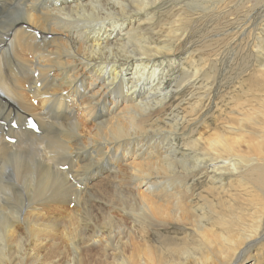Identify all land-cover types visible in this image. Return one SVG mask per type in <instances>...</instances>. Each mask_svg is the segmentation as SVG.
<instances>
[{
	"label": "bare ground",
	"instance_id": "6f19581e",
	"mask_svg": "<svg viewBox=\"0 0 264 264\" xmlns=\"http://www.w3.org/2000/svg\"><path fill=\"white\" fill-rule=\"evenodd\" d=\"M158 1L0 0V93L5 97L0 96H10L20 121L45 126L31 147L0 138V264L264 263V155L230 160L221 155L231 154V147L222 148L224 163L208 171L193 149L198 139H184L188 150L171 143L192 121L174 120L182 100L172 89L193 88L201 69L195 67V50L186 53L183 43L196 23L210 21L218 8L224 12L228 0H163L158 20L125 29L127 15L131 23L154 19ZM178 56L183 58L175 63ZM187 64L195 65L193 71ZM180 67L186 69L179 72ZM260 67L264 73V64ZM204 84L211 92L209 74ZM263 87L254 84L259 93ZM256 145L257 155L264 154V145ZM201 177L221 186L236 180L250 195L248 208L229 198L224 205L219 198L205 200L206 209L198 202V213L192 196ZM45 207L64 212L62 219L77 220L71 236L66 234L73 263L72 258L43 257L31 248L35 242L24 239L21 230L28 228L29 217L25 222L22 215L35 217ZM33 227L36 237L53 225Z\"/></svg>",
	"mask_w": 264,
	"mask_h": 264
},
{
	"label": "rangeland",
	"instance_id": "374dc122",
	"mask_svg": "<svg viewBox=\"0 0 264 264\" xmlns=\"http://www.w3.org/2000/svg\"><path fill=\"white\" fill-rule=\"evenodd\" d=\"M161 1H163V0H159L154 7V9H155V18L154 19L140 18L137 22L131 23L132 18H131V16L127 15V17L125 18V21H124L125 29L133 30L136 26L146 27L149 24L153 23L154 21L158 20L161 13H162V9H163L162 7H158L161 4ZM219 3H221V2H219ZM217 5L219 7L220 4L217 3ZM206 15H208V14H206ZM210 16H211L210 21L205 20L206 19V17H205V18H203V20L200 23H196V25L192 27L191 32L188 36V39L183 43V45H184L183 48L185 49L186 53L189 50H190V52H192L194 50L197 52V50H198L197 53L195 51L193 52V54H194L193 58H194L195 63H196L195 64L196 66L195 65L194 66L198 69L201 68V69H199V72L196 75V77H197L196 85L193 86V88L190 87L189 89H188V87H185V85L178 86V87H175L173 89L168 88V90L172 89L176 93H178L180 95L179 99L182 100L181 105L175 109V112H177V114H176V117L174 118V120L179 121V123L182 121H186L188 119L192 120L190 122V124L192 123L191 125L187 122H186L187 124L186 123L183 124V125L186 124V126H187L186 129L183 130V133L185 135L181 134V137H178L175 141L173 140L171 143L174 147H176L178 149L179 148L184 149L185 145L182 144V142L183 141L185 142L184 139L186 137L191 136L190 139H193V138L198 139V142H196V144H195L196 146H194L193 149H195V153H196L197 158L200 159L199 160L201 162L200 165L208 166L207 167L208 171H210L213 166H217L220 164L222 165L224 163V162L222 163V161H221L222 158H220V155L225 152V151H222L223 150L222 148L226 149V148L231 147V150L234 153V155L232 154V152L229 155H226V152L221 155V157H223V155L229 156L228 158L230 160L239 161L235 157V155L236 156H243L250 161L254 160V158H256V157H261L264 155L262 153V155L258 156L257 155L258 151L255 150V147L257 146L256 144L262 143L264 145V119H263V117H261L262 114L259 112V110L262 108V107H260V101H261L260 99L264 98V96H262V94L264 95V89H263L264 87L260 89V91H261L260 93H259V91H256L254 89L255 83H260V82L264 83V73L259 72V70L262 69L260 66L263 67V64H264V61H263L264 60V55H263L264 54V51H263L264 50V47H263L264 46V30L262 31V29H264V0H228L227 1V7H226V10L224 12H222V8H220V9L218 8V10L215 11L214 13L210 14ZM238 25H240V26H238ZM111 30H113V29H111ZM117 33H118V31H117ZM228 33H231V34H228ZM261 40H263V41H261ZM227 45H228L229 49H228ZM254 49L255 50L257 49V50L255 51ZM208 51H212L211 52L212 56L210 57L211 61L209 62L208 65H206L208 63V61H203V59H205L206 56L207 57L209 56ZM216 52H218V53H216ZM180 56L185 57V54L182 53V54H180ZM180 56H178V59H175L176 60L175 63H178L179 58H183ZM197 58H198V60H197ZM118 64L121 65V62H118ZM223 65H224V67H223ZM194 66L193 65L189 66V64H187L186 68L193 71ZM184 68L185 67H180L179 72L181 70H183ZM214 68H215V70H214ZM209 70H212V71L209 72ZM215 71H216V73H215ZM208 74L212 77L213 86H211V90H210L211 92L207 91V89H208L207 84H204L207 81ZM260 78H262V79L260 80ZM103 82H105V80H103V81L101 80L100 84ZM171 85H174V84L172 83ZM251 86H252V88H251ZM205 88H207V89H205ZM250 88H251V90H250ZM253 91H255V92H253ZM256 92H258V93H256ZM253 93L255 94L256 97L253 95ZM259 94H260V97H259ZM1 96L5 97V95H3V94H1ZM1 96H0V111H1L0 112V138L4 142H6L7 144L12 145V146L25 145L26 147H31V145L33 144L32 142H34V139L36 137H40V135L43 134V132L45 131V126H43V125L40 126L36 121H31V120H29V122L27 120H25V121L22 120L23 122L20 121V118H18V116L16 115V110H14V108L12 106L13 100L12 99L10 100V98H9L10 96H7L6 100L2 99ZM208 96H210L211 98ZM200 99H202V100H200ZM183 100H186V101H183ZM199 103H200V105H198ZM171 110L172 109H169V111H171ZM167 113L171 114L172 112H167ZM189 113L190 114L194 113V114L190 115ZM187 114H189V115H187ZM191 117H193V118H191ZM225 117H227V118L225 119ZM224 119L227 122H223ZM243 120H245V121H243ZM223 123H224V125H223ZM168 124H164L165 127H169ZM226 126H227V128H226ZM231 129H233V131H231ZM219 130H221V132H219ZM224 136H225V138H224ZM217 137L219 139H217ZM226 137H228V139H226ZM229 137H230V139H229ZM206 138H207V141H206ZM221 138L225 139V144L223 146L221 144H219V142H221L223 140ZM203 140H205V141H203ZM208 140L210 142V145L212 144L211 143L212 141L217 140L218 143L216 142V147L210 148L212 145L211 146L209 145ZM231 140H232V142H231ZM217 144H219V145H217ZM232 144H233V146H232ZM225 145H226V147H225ZM253 145H255V146L253 147ZM213 146H215V143ZM92 148L93 147H90V150ZM215 148H218L219 150L215 149ZM185 150H188V148L186 147ZM206 150H208L209 153H207ZM210 151H212V152L214 151V153L217 152V154H214ZM234 151H236V152H234ZM184 153H186V152H184ZM211 154H213V155H211ZM249 154L251 157L250 156L248 157ZM170 155H171V153H170ZM179 155H180V152L177 153V157H179ZM204 155H205V157H204ZM207 155L209 156V158H207L208 157ZM214 157H216L215 159H217V160H213ZM231 157H232V159H231ZM62 167H59V169L63 170L65 166L63 168ZM203 178L204 177L199 178L196 182L195 187L193 188V196H192L193 200L192 201H193V203L196 202V207H198L197 209L199 210L198 213L201 211V209H199L200 207L198 204L200 203L201 205H203V202H204V204H206L205 200H211L212 202L216 203V200H219V198H220V201H222L223 204L226 205V204L230 203V202L228 203V199H227V198H229L230 199L229 201H231L232 204H234L236 206H238V205L242 206V205H245L247 203L246 198L250 197L248 192H245V191L243 192V189H240L243 187H240L237 184H235L236 180H233L231 182L226 181L221 186L219 183L211 184V183L206 182L207 183L206 184ZM125 179H124V181H125ZM199 182H201V183H199ZM202 184H205V185H202ZM208 184H210L214 187L212 188ZM228 184H229V186L227 188ZM216 186H218V187H216ZM203 187H205L206 189H204ZM235 187H237V188H235ZM212 189L213 190L215 189V190L212 191ZM216 189H218V190H216ZM239 189L242 191H239ZM203 190H205V191H203ZM219 190H221V191L223 190V192H221ZM219 192L221 193L222 198H221ZM239 192L242 193L243 195L240 194ZM204 193H205V195H204ZM217 194H219V196ZM202 195H204V196H202ZM213 195L214 196L217 195V198H215ZM205 196H207V197H205ZM197 197H199V198H197ZM238 197H240V198H238ZM236 198L238 199V201L236 200ZM244 199L246 202L244 201ZM70 200H71V198H70ZM68 206H69V208H71L73 206V202H70V204ZM24 207H25V205L23 207H20V209L23 210V209H25ZM244 207L248 208V206H246V205ZM201 208L206 209L207 204L201 206ZM45 209L44 208L40 209L41 212H39V210H38V212L36 211V215H41V213H42V215H44V213L46 212L50 221H49V219H45L47 216L41 215L42 217H39V216L35 215V217H33L32 213H31V215H30V213H27V214L24 213L22 215L23 218L25 217L24 218L25 222L28 221V219H26V218L29 217L28 228L24 229L23 228L24 226H23L22 230H21L23 232L24 239H26V240L29 239L30 241H32L31 244H33L35 242L34 244H36V245L35 246L31 245V248L33 247L32 249H34V247L35 248L37 247L36 252H38V254H41V255L43 254V257H50L51 259L59 257V258H63L62 260L72 258L71 259V262H72L74 257H73V254L71 253V251L69 250V249H71L70 248L71 244H69L70 242L68 241L67 236H71L73 229L75 227H77V220L76 221H69V219H67V218L62 219L60 217L65 216L64 212L60 211L62 214L61 215V214H59L60 212L57 209L49 210L48 207L47 208L45 207ZM53 210H54V213H53ZM26 211H29V210H26ZM42 211H44V213ZM48 212H50V213L48 214ZM46 213H45V215H46ZM51 216L53 217V219H51L52 218ZM32 217H33V219H32ZM34 218H36V219H34ZM39 219H41V220H39ZM33 220L35 223L33 222ZM49 222H51V223H49ZM70 222H71V224H70ZM36 223H37V225H36ZM39 223H41L42 227L44 225H48V228L52 224L54 229H53V227L51 228L52 230L49 228L50 231L47 233L45 232L46 233L45 235H44V232H42L40 234L38 233V235L36 234L38 237L36 235H35L36 237H33L34 230H32V227L34 225L35 226L33 227V229H35V230L43 229L42 227H37L38 225L41 226ZM54 225H57V226H54ZM29 229H31L33 232ZM68 229H69V231H68ZM66 234H68V235L66 236ZM30 238H32V239H30ZM26 240H24V241L27 242ZM29 240H28V242H29ZM153 240L156 241L157 237H153ZM36 241H37V243H36ZM38 241L40 243L43 241L44 242L40 244V243H38ZM151 243L153 245H156L155 242H151ZM24 247L28 248L29 246L24 244ZM39 248L41 249V251H39ZM256 249H258V248L257 247L253 248L252 251H255ZM82 262L85 263V257L82 258ZM262 262H264V253H263V261ZM262 264H264V263H262Z\"/></svg>",
	"mask_w": 264,
	"mask_h": 264
}]
</instances>
